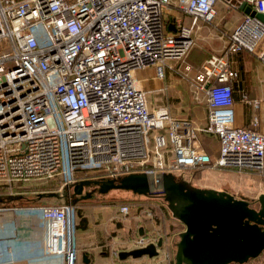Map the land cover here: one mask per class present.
I'll list each match as a JSON object with an SVG mask.
<instances>
[{"label":"built area","instance_id":"obj_1","mask_svg":"<svg viewBox=\"0 0 264 264\" xmlns=\"http://www.w3.org/2000/svg\"><path fill=\"white\" fill-rule=\"evenodd\" d=\"M218 1L0 0V185L12 191L18 182L59 177L68 201L39 207L45 254L76 264L78 210L71 189L93 170L102 173L95 179L118 180L204 164L264 168V133L235 125L233 108L235 56L245 51L264 62V21L255 15H242L225 50L194 74L207 97L205 126L166 108L150 109L146 90L137 85L136 71L150 66L164 79L168 61L182 59L194 44L197 21H213ZM245 2L264 14V0ZM172 9L191 17V24ZM242 101L258 107L264 98L243 94ZM258 124L254 117L252 125ZM200 134L217 137L215 159ZM134 207L118 206L115 217L129 216ZM140 212L152 216L151 209ZM160 239L150 233L130 243L154 244L159 255Z\"/></svg>","mask_w":264,"mask_h":264},{"label":"crops","instance_id":"obj_2","mask_svg":"<svg viewBox=\"0 0 264 264\" xmlns=\"http://www.w3.org/2000/svg\"><path fill=\"white\" fill-rule=\"evenodd\" d=\"M225 3V0H219L215 4L216 15L212 22L207 23L198 20L193 29V36L196 35L197 38L203 40L208 36L211 39L215 37L218 45H211L212 47L208 48L209 53L206 57L200 56L198 48H194L189 55L190 63L184 65L185 69L186 66L198 65L195 71L197 72L206 58L212 54H221L225 50L228 43V34L238 24L242 15L246 14L245 8L242 7V4L246 2L245 0H232L230 6ZM246 5L249 6L247 3ZM171 14L175 15L176 18L181 17L184 24H191V17L181 14L175 9H172ZM167 22L170 29L173 27L174 17L169 15ZM205 30L210 32L207 34L208 36L204 34L203 31ZM170 65L168 64L167 67L170 68ZM234 67L238 71V78L233 83L234 124L247 126L264 133V102L259 104L258 107H254L251 103L242 101L243 94H246L250 100L264 98V62L255 54L244 51L235 56ZM139 71L144 70L139 69L137 73ZM195 72L192 76L193 96L187 95L186 98L184 97V86L182 81L177 79L175 82L176 87L174 86L171 92L176 101L170 105H165L164 108L172 111V114L177 118H188L196 126L203 127L208 120L207 97L205 93L197 89V83L194 80ZM165 78L164 75V79L161 80L164 85L160 91L167 89L169 86L165 82ZM170 86H172V83ZM200 94L204 98L198 101ZM254 117L259 118L257 126L252 125ZM206 137L217 139L215 135H199V139ZM49 197L54 196L49 195ZM40 201L34 210L20 211L19 209L18 211L0 212V264H63V259L60 256L48 255L43 251V226L39 207L51 204H47L50 202H46V199ZM61 203L63 202L56 203V205ZM94 210V217H90V215L83 212H81V217L78 215V221L83 218L85 226L83 227L81 222V227L77 230L78 259L76 264H96L99 260L101 264H110L111 260H108L110 262L106 261L102 254L108 252L110 257H119L121 251L135 248L130 243L133 236L147 235L160 227V223L156 225L150 220L141 222L139 220L140 216L129 215L123 219H118L115 217L118 210L116 206L98 205ZM180 232H176V235L178 236ZM171 239L170 237L169 242ZM162 252H167L164 246L160 249V253ZM83 254L87 255L86 261L83 260ZM151 259H155V264H167V262H160L164 259L161 254L151 257ZM117 261H125V258Z\"/></svg>","mask_w":264,"mask_h":264},{"label":"water","instance_id":"obj_3","mask_svg":"<svg viewBox=\"0 0 264 264\" xmlns=\"http://www.w3.org/2000/svg\"><path fill=\"white\" fill-rule=\"evenodd\" d=\"M246 14L264 21V14L255 13L246 3ZM96 184L99 192L110 189L129 190L164 202L184 230L178 234L175 264L244 263L264 252V193L254 202L236 198L226 191L200 188L172 173H131L118 180L86 179L73 186L74 195L85 185ZM48 195L58 197L55 192ZM162 245L160 239L157 246ZM158 255L154 244L121 251L119 258ZM83 260L87 255L83 254Z\"/></svg>","mask_w":264,"mask_h":264},{"label":"rangeland","instance_id":"obj_4","mask_svg":"<svg viewBox=\"0 0 264 264\" xmlns=\"http://www.w3.org/2000/svg\"><path fill=\"white\" fill-rule=\"evenodd\" d=\"M203 32L205 35L210 33L207 30ZM217 43L218 42L215 37L214 39H211V37L208 36L205 37V40H203L194 35V44L188 49L185 56L179 60L168 61V64H171V67L165 68L164 75L166 76L165 82L169 86L163 91H160V89L164 84H162L161 80L156 79L155 69L153 66L143 69L144 71H139L136 75L137 85L146 90V98L149 108H164L165 105H170L176 101V98L172 97L171 92L174 89L173 87L175 86L177 79H180L184 86V97L186 98L187 95L192 97V91L194 90V87L192 86V76L197 70L198 65L190 66L189 70H186L184 65L185 63H190L189 55L194 48H198L200 56L206 57L209 53L208 48H211V45H218ZM171 83L172 86H170ZM203 98L204 96L200 94L198 101ZM170 112L172 113V111ZM259 170V172H257L208 166L202 170H200V168L186 170L178 169L173 172V175L176 179L186 180L195 187L224 190L236 198L244 197L250 202H254L260 194L264 193V168ZM53 180L54 179L29 180L16 183L13 186L12 191L8 190L7 193L0 194V212H10L11 210L18 211L19 209L20 211H24L26 209H29V211L34 210L35 206L41 202V199H46V202H50L47 204L51 205L68 201L63 190L58 189L55 191L58 197H49L48 192H41L42 189H47L51 186ZM37 191L41 192L43 195ZM71 193L73 196L70 201L78 208L79 217H81V212L90 215V217H94V209L97 207L95 205L117 206V204L121 202H153L151 206L146 204L134 205L137 207L136 211L134 207L130 216H140L139 220H141V222L150 220L156 225L160 223L158 230H154L152 233L156 236H161L162 239H165L166 237L172 238L169 242L170 249L167 252L162 253L159 251L162 258H164L160 262L174 264L176 243L178 241L176 232L179 228H181V226L179 225L177 219L172 216L170 209L164 202L158 199L150 198L148 195H139L123 189H110L105 193H101L99 192L98 186L93 183L85 185L82 193L79 195H74L73 188L71 189ZM42 196L43 198H41ZM143 208L151 209L152 216L146 215L143 212L141 213L140 210ZM164 222L165 225L163 224ZM163 246L164 244H162V247ZM102 256L106 258V261L111 260V262L108 261L110 264H155V259H151L149 255L139 258H132L129 256L125 258V261L121 262L117 261L120 260L119 257H110L108 252L102 254ZM99 261H97L96 264H101ZM249 264H264V253L257 259L251 261Z\"/></svg>","mask_w":264,"mask_h":264},{"label":"trees","instance_id":"obj_5","mask_svg":"<svg viewBox=\"0 0 264 264\" xmlns=\"http://www.w3.org/2000/svg\"><path fill=\"white\" fill-rule=\"evenodd\" d=\"M201 141V144H202V147L204 148V150L210 155V157L212 159H215L218 154L216 155L217 151H219V142L216 138H203V139H200ZM208 166H212L211 164H204V165H201V166H197L195 168H200V170L204 169V168H207ZM244 170H247V171H257L259 172L258 170H253V169H244ZM101 171L100 170H93L91 171L89 174L86 175V178L88 179H93L95 177H99L101 176ZM53 183L51 184V186H49L47 189H42L41 192H48V193H51V192H55L56 190L59 189V177H56L54 178V180L52 181ZM8 188L5 186V185H0V194L1 193H7L8 192ZM140 202V201H139ZM122 204H127L129 206H133L136 205V204H140V205H143V204H146V205H149L151 206L152 203H145V202H140V203H137V202H134V203H128V202H124V203H118L116 208H118V206L122 205ZM95 206H98V205H95ZM103 206V205H102ZM141 207V206H140ZM78 210V208H77ZM157 213V212H155ZM78 215H79V212H78ZM175 218V217H174ZM85 220L83 218H80L79 221L77 222V230L81 227L80 224L82 222V226L84 227V222ZM179 225L181 226V228L178 229V231H182V227H183V224L177 219ZM165 225V222L163 223ZM83 229V228H82ZM177 231V232H178ZM169 239L170 237H166L165 239H162V244H164V247L167 249V251L170 249L169 248ZM77 250H78V247H77ZM264 252H262L259 256L255 257V258H250L249 260H247L246 262L244 263H230V264H249L251 261L257 259L258 257H260ZM174 264H175V255H174Z\"/></svg>","mask_w":264,"mask_h":264},{"label":"flooded vegetation","instance_id":"obj_6","mask_svg":"<svg viewBox=\"0 0 264 264\" xmlns=\"http://www.w3.org/2000/svg\"><path fill=\"white\" fill-rule=\"evenodd\" d=\"M201 188V187H200ZM208 189H213V188H208ZM216 191H224V190H217V189H214ZM227 192V191H226ZM229 193V192H228Z\"/></svg>","mask_w":264,"mask_h":264},{"label":"bare ground","instance_id":"obj_7","mask_svg":"<svg viewBox=\"0 0 264 264\" xmlns=\"http://www.w3.org/2000/svg\"><path fill=\"white\" fill-rule=\"evenodd\" d=\"M136 73H137V71H136Z\"/></svg>","mask_w":264,"mask_h":264}]
</instances>
